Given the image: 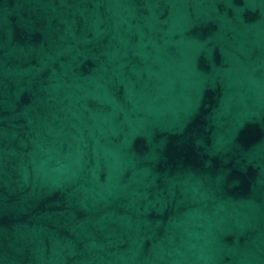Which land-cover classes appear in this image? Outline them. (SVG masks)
Wrapping results in <instances>:
<instances>
[{"label":"water","instance_id":"95a60500","mask_svg":"<svg viewBox=\"0 0 264 264\" xmlns=\"http://www.w3.org/2000/svg\"><path fill=\"white\" fill-rule=\"evenodd\" d=\"M0 264H264V0H0Z\"/></svg>","mask_w":264,"mask_h":264}]
</instances>
